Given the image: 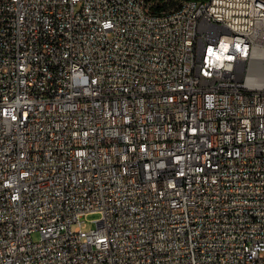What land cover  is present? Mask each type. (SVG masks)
<instances>
[{"label":"built area","instance_id":"2783aa9c","mask_svg":"<svg viewBox=\"0 0 264 264\" xmlns=\"http://www.w3.org/2000/svg\"><path fill=\"white\" fill-rule=\"evenodd\" d=\"M253 72L264 0H0V264H264Z\"/></svg>","mask_w":264,"mask_h":264},{"label":"bare ground","instance_id":"6f19581e","mask_svg":"<svg viewBox=\"0 0 264 264\" xmlns=\"http://www.w3.org/2000/svg\"><path fill=\"white\" fill-rule=\"evenodd\" d=\"M227 55H235V43L227 44ZM248 62L252 65H259L258 51L248 52ZM253 81L257 88L264 89V74L262 72H253ZM213 162H220V154H213Z\"/></svg>","mask_w":264,"mask_h":264},{"label":"rangeland","instance_id":"374dc122","mask_svg":"<svg viewBox=\"0 0 264 264\" xmlns=\"http://www.w3.org/2000/svg\"><path fill=\"white\" fill-rule=\"evenodd\" d=\"M99 217L98 214H89L86 217H84L85 224H84V230L89 231L90 229H93L96 227V220ZM32 237L35 241H39L41 239V233L39 231H35L32 234Z\"/></svg>","mask_w":264,"mask_h":264}]
</instances>
